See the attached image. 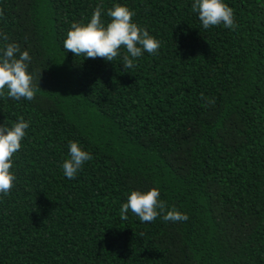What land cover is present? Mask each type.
Listing matches in <instances>:
<instances>
[{"label": "trees", "instance_id": "obj_1", "mask_svg": "<svg viewBox=\"0 0 264 264\" xmlns=\"http://www.w3.org/2000/svg\"><path fill=\"white\" fill-rule=\"evenodd\" d=\"M234 29H203L192 0H0V46L32 57V101L0 96V124L30 121L0 196V264H264V0H224ZM115 3L160 41L124 69L76 57L73 22ZM93 159L64 176L68 141ZM157 188L167 210L120 208Z\"/></svg>", "mask_w": 264, "mask_h": 264}, {"label": "clouds", "instance_id": "obj_2", "mask_svg": "<svg viewBox=\"0 0 264 264\" xmlns=\"http://www.w3.org/2000/svg\"><path fill=\"white\" fill-rule=\"evenodd\" d=\"M191 10L198 15L205 30L220 25L234 29L233 9L224 0H192ZM102 15V8L97 6L86 23L73 22L63 40L64 50L71 51L76 57H99L109 62L121 56L123 50L121 63L124 69L132 68L136 59L145 52L158 54L160 41L133 22L135 13L126 5L115 3L109 8L107 16L110 20L107 23L102 20ZM0 39L8 41V36L0 33ZM31 60L29 51L21 50L18 43L8 42L0 46V96L7 89V96L14 101L22 98L32 101L35 98L34 77L29 70ZM29 126L30 121L22 117L10 126L0 124V196L7 195L14 185L16 177L10 170L12 158L21 149ZM92 159V154L79 142L68 141V156L61 165L64 176L75 179L85 163ZM159 197L160 192L155 187L147 191L131 190L119 215L126 220L130 211L142 223L152 222L160 215L165 222L173 224L187 221L188 217L180 211H166V205Z\"/></svg>", "mask_w": 264, "mask_h": 264}]
</instances>
